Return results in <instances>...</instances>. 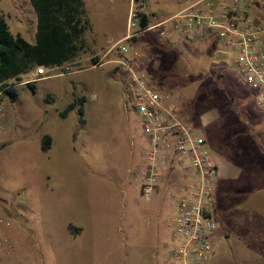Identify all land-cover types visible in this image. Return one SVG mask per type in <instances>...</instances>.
<instances>
[{"label":"rangeland","instance_id":"374dc122","mask_svg":"<svg viewBox=\"0 0 264 264\" xmlns=\"http://www.w3.org/2000/svg\"><path fill=\"white\" fill-rule=\"evenodd\" d=\"M85 1L92 22L86 33L89 49L70 63L72 71L46 67L35 90L24 75L13 81L17 97L5 96L2 102L8 123L0 130V217L12 242L0 247V264H163L175 244L171 198L162 188L146 194L138 176L147 145L144 126L124 71L109 61L123 53L116 47L98 60L101 65L93 61L126 35L130 0ZM194 1L148 4L160 15H171ZM0 14L14 35L36 41L37 14L30 0H0ZM148 38L146 32L120 45L154 62L165 60L147 71L159 86L183 98L186 120L196 125L205 120L206 145L217 163L240 173L226 177V192L223 184L215 186L219 235L212 264H264V232L242 221L243 201L261 196L253 190L259 166L251 147L236 138L239 117L249 119L244 105L253 109L259 129H264V111L234 67L235 50L226 52L220 65L212 47L204 55L189 50L175 62L159 48L137 44ZM80 96L87 98L85 123L77 109L62 117ZM48 135L52 144L45 150ZM229 214L233 229L220 234Z\"/></svg>","mask_w":264,"mask_h":264},{"label":"built area","instance_id":"2783aa9c","mask_svg":"<svg viewBox=\"0 0 264 264\" xmlns=\"http://www.w3.org/2000/svg\"><path fill=\"white\" fill-rule=\"evenodd\" d=\"M152 30L162 37L180 33L187 40L226 42L236 52L234 67L252 90L255 104L264 111V10L256 21L252 0H196L171 15L158 14L148 0H130L124 40ZM121 41L112 44L110 50L117 47L123 53L112 62L124 71L147 139L138 176L146 194L162 188L175 208L171 223L175 244L163 264H211L219 231L213 206L220 164L206 145V122L203 119L202 125H196L186 120L183 98L159 86L147 71L145 54L138 49L128 53ZM55 67L61 73L72 71L70 64ZM46 72V67H37L27 74L26 83L37 81ZM15 80L0 85V130L8 123L2 106L5 90L15 87ZM3 224L0 217V247L12 242Z\"/></svg>","mask_w":264,"mask_h":264},{"label":"trees","instance_id":"16d2710c","mask_svg":"<svg viewBox=\"0 0 264 264\" xmlns=\"http://www.w3.org/2000/svg\"><path fill=\"white\" fill-rule=\"evenodd\" d=\"M30 1L37 14L34 43L20 34L14 35L6 17L0 14V85H6L11 79L20 80L39 66L51 68L73 63L89 49L86 33L92 29V22L85 0ZM27 84L35 90V82ZM17 95L15 87L5 90V96L14 99ZM86 101L85 96L74 99L60 115L67 117L70 111L77 109L80 122L85 123ZM43 143L47 150L52 144L51 136H45Z\"/></svg>","mask_w":264,"mask_h":264},{"label":"crops","instance_id":"0c3cea01","mask_svg":"<svg viewBox=\"0 0 264 264\" xmlns=\"http://www.w3.org/2000/svg\"><path fill=\"white\" fill-rule=\"evenodd\" d=\"M252 2H253L254 19L256 21H258L260 16H262V13L264 10L263 6L261 5L262 1L261 0H252ZM148 33H149L148 41L146 40L144 42V40H139L137 44L144 47V48L146 47L147 50H150L153 48H159L160 50H163L164 53H169L171 58H174L175 62L182 60L184 54L187 51L189 52V50H190V52H191V50H194V51H196L195 52L196 54H203L204 55V54H206L209 47H212L213 51L216 54L215 56H217V59L215 61L217 63H219V65H220V64H222L221 59L223 57H225L224 56L225 53L229 52L231 49L230 46H228L226 44V42L217 40L215 38H212V40L210 42L208 39L187 40L180 33H177L172 37H162L155 30L148 31ZM124 38H125V36L119 40H122ZM110 51H111L110 49H108L107 51L104 50L103 54H101L100 57H96L94 59L103 60L109 54ZM112 60H109V61L111 62ZM151 64L154 65V67L156 69H159L161 64H165V60L159 61V62L158 61L154 62L149 58V56H146V66H149ZM99 65H101V64H99ZM93 66H96V65H93ZM158 77H160V76H158ZM251 95H252V93H251ZM252 98H253V95H252ZM253 100H254V98H253ZM244 103H245V101L243 102V104ZM246 106L247 105H244L243 108L245 107L247 113L249 114L248 115L249 119H247V117L240 119V117H239V119H238L239 129L237 131L236 138L239 140V143L241 145L244 143L246 145L248 144L251 147L252 151L254 152L251 159H253L259 167L257 168V171H256L257 174H255L256 180H255V187L253 186V188H254L253 190L255 192L254 194L261 195V196L255 200H252L250 198H246L243 201V204H242V208H243V210H242V216H243L242 221L246 225L250 224L252 226H257V228L260 231L264 232V176H262V174L264 172V169H263V167H264V129L263 128L259 129L257 127V123L254 122V120H253L254 118L252 116V113L254 112L253 109L246 108ZM247 113L245 112L243 114H247ZM239 174L240 173H239L238 169L237 170H231L229 167H225V166L220 164V170H219V176L217 179V183H219L220 185L223 184V186L225 187V192H226V189L229 188L228 185L225 184L226 177L228 178V177L235 175L238 178ZM244 190L247 192V191H249V188L248 187L244 188ZM222 197L224 198L223 195H221V199H222ZM221 208L223 210L224 209L227 210L228 207L226 205H221ZM229 216H230V214L227 216L228 217L227 220L222 221V227H221L220 234L222 232L223 233L225 232V234H226L233 229V227L229 225ZM239 219H240L239 216L235 218L236 224L239 223ZM249 219H252V220L248 221ZM217 235H219V234H217ZM216 253H217V250L215 247L214 256H213L211 264L214 262V258L216 257Z\"/></svg>","mask_w":264,"mask_h":264}]
</instances>
